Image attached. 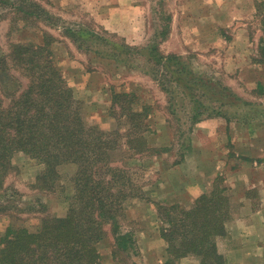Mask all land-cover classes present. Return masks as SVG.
<instances>
[{
    "label": "rangeland",
    "instance_id": "1",
    "mask_svg": "<svg viewBox=\"0 0 264 264\" xmlns=\"http://www.w3.org/2000/svg\"><path fill=\"white\" fill-rule=\"evenodd\" d=\"M35 1L49 12L53 23L49 21L50 19H46L49 23L43 19H30L23 22L9 9L0 11V54H9L11 46L17 43H35L34 46H43V48L46 44L45 50L39 53L43 58L38 59V56L34 59L35 62H47L53 65L68 86L76 80L75 90L77 92L73 93L76 101L82 106L85 122L89 126L106 132L105 138L116 146L111 153V165L128 170L133 184L140 187L138 192L134 191L139 197L127 200L126 216L123 217V215L120 219L123 231L135 232L137 230L138 220L131 219L128 212L135 213L142 205L149 203L152 212L164 219L163 214L166 213L170 216L177 215L180 204L184 207L190 204L176 194L168 200H171L174 203L172 206L177 209L171 210L170 205L161 206L166 203L165 200L162 202L163 195L155 180L161 172L170 168L171 163L179 161L184 153L191 151L192 144H196L199 148L203 147L205 150H211L213 161L217 156H221L220 162L222 164L226 162L221 167L222 173H235L233 178L229 175L228 180L221 179L222 187L234 190L241 186L239 180H243L242 186L245 187L253 186L250 184H255L253 180L258 181L257 186L254 187L257 192L251 193L252 196L250 195L249 199L252 200L254 207L262 205L264 209L263 113H259L257 118L250 119L253 112L247 111H250L252 107L243 106V115L247 112L245 116H248L243 120L244 117L239 116L236 109H231L227 113V118H221L222 123L212 122L216 129L215 132L203 127L204 130L201 128L191 133L188 130L187 117L190 104L179 99L178 103L175 102L176 104L172 106L175 108L174 116L171 114L167 94L155 80L156 64L135 54H120L114 51L111 45V42H115L118 45L143 49L159 41V51L163 54L173 50L176 55L181 56L182 61L179 62L182 63L180 64L190 65L196 75L230 87L226 83L229 79L226 77L227 71L218 67L219 59L215 60L214 67L213 64L210 65L208 61H204L206 57L202 51H191L202 48L203 41L209 40V37L204 39L205 32L209 33L211 30L213 34L221 32L219 28L224 17L219 19L217 16L211 19V15H206L205 18L202 13H198L203 8L204 0H200V7H194L192 0H188L190 4L185 5H183L185 0L173 1L172 13L177 15L173 20L176 22L170 23V28L172 32L174 31V34L170 36L169 23L164 16L160 15L161 9L166 11V7L163 8L161 5L163 0ZM228 2L229 0H211L209 3L213 9L220 11L225 4L228 5ZM181 6L183 9L192 8L194 13L190 15L188 13V16L187 12L179 10ZM179 12L182 16L177 20ZM210 23L213 28L208 27ZM79 29L89 31L92 35L77 37L73 33ZM167 29L170 31V40L168 41L167 38L166 41H162L164 37L160 35V31ZM44 32L49 35L44 36ZM175 32H178V35ZM219 35V38L223 39L222 34L219 33ZM218 46L219 43L216 49H219ZM16 66L19 65L9 64V67H12L10 72L0 76L2 86L10 91L26 88L29 81L24 75L23 67ZM217 85L218 83L214 87ZM231 87V90L241 98L259 102V106L264 111V99L258 101L255 98L259 96L255 86L233 84ZM212 89L214 88L208 87L210 93ZM112 91L135 94L137 96L135 104L129 108L131 107L130 96L113 103ZM3 98L4 103L8 105L10 102L8 97ZM128 108L142 114L139 120H130ZM145 108H148V113ZM145 113L147 121L146 125L143 124L144 127L141 128L142 133L140 131V134L146 142L152 145L148 146V151L138 154L137 149L131 147L133 145L137 148V142L130 133L136 124L142 122ZM226 124H228V131L225 129ZM10 162L9 173L0 188V238L9 226L12 228L22 226L33 231L47 216L64 217L74 192L71 178L76 167L73 164L59 166L60 176L57 181L40 188L36 184V177L43 171L44 166L38 160L17 153ZM188 172L189 170L184 174ZM235 203L236 201L233 203V210ZM158 204L160 206H157ZM259 217L264 218V210ZM97 249L101 256V264H144L138 255L140 251L138 241L134 252L121 253L117 259L112 256V245L109 240L101 241Z\"/></svg>",
    "mask_w": 264,
    "mask_h": 264
},
{
    "label": "trees",
    "instance_id": "2",
    "mask_svg": "<svg viewBox=\"0 0 264 264\" xmlns=\"http://www.w3.org/2000/svg\"><path fill=\"white\" fill-rule=\"evenodd\" d=\"M6 9L23 22L50 19L53 23L49 12L35 0H0V11ZM167 33L168 29L160 31L164 39ZM73 34L82 37L91 32L79 29ZM34 44H13L9 54H0V76L10 72L9 64H12L23 67L29 80L26 88L16 91L4 88L0 81V188L9 173L10 160L22 153L44 166L36 177L40 188L57 181L59 166L73 164L74 192L64 217L47 216L33 231L22 226L7 227L0 238V264H101L97 245L103 240L111 242L112 256L117 259L121 253L128 254L135 248L133 233L122 230L120 219L126 216L127 200L139 197L134 191L138 192L140 187L133 184L128 170L111 165L115 144L105 138L106 132L87 125L73 89L65 84L57 69L47 62H35L38 56L43 58L39 53L46 44L44 48ZM111 45L120 54H135L156 64L155 80L167 94L171 114L174 116L172 106L179 99L190 104L187 113L190 131L202 119L227 118L231 109H236L243 120L248 118L247 112H253L250 119L262 114L259 102L243 99L230 87L196 75L190 65L180 64L181 56L175 53L164 55L159 51V41L143 49L115 42ZM210 86L214 88L211 93ZM255 88L259 95L263 94L260 84ZM111 94L113 103L130 96L129 108L137 97L116 91ZM4 96L10 100L8 105ZM243 106L252 108L243 115ZM145 111L148 113V108ZM128 116L137 121L142 114L130 110ZM145 116L146 113L130 133L137 142V148L131 147L138 154L149 149L140 134L146 125ZM219 180L191 208H179L177 215L163 214L166 227L161 235L170 256L165 264H175L177 259L188 255L197 256L200 264H227L218 252L217 239L227 234L226 225L234 219L236 208L233 210L234 202ZM254 192L256 188L245 191L244 195L251 198Z\"/></svg>",
    "mask_w": 264,
    "mask_h": 264
},
{
    "label": "crops",
    "instance_id": "3",
    "mask_svg": "<svg viewBox=\"0 0 264 264\" xmlns=\"http://www.w3.org/2000/svg\"><path fill=\"white\" fill-rule=\"evenodd\" d=\"M173 1L179 2L180 0H163L161 2L163 8L166 7V11L161 9L160 15L165 17L169 23L168 29L171 31L170 34L168 30L165 41L167 38L168 41L170 40L169 34L170 36L174 34V31L172 32L170 28V23L175 20L177 15L172 13ZM187 1L185 0L183 5L190 4ZM192 1L195 4L194 7L201 6L200 0ZM204 1L203 8L198 13H202L205 18L206 15H211V19L217 18V16L219 19L224 17L219 28V30L221 29L219 33L222 34L223 39L219 38V33L213 34L212 30L209 33L205 32L203 34L204 39L209 37V40L206 42L203 41L204 39L199 40L204 42L202 48H191V51H202L206 57L204 61H208L214 67L215 60L219 59L220 64L218 67L227 71L226 77H229V79L226 83L230 87L233 84H242L248 87L260 84L264 92V0H229L228 5L225 4V7L220 11L213 9V6L209 3L211 0ZM179 10L187 12V15L188 13L189 15L194 13L192 8L183 9L181 6ZM195 11H197V8H195ZM181 12L178 13L177 20L181 19ZM214 25L216 24L214 23ZM208 27L213 28L211 23ZM175 33L178 35V32ZM195 40L193 41L194 44L197 41ZM218 43L219 49H216ZM194 46L191 45V47ZM165 53L164 55L174 52L171 50ZM213 56L214 58H212ZM69 86L73 89V92H77L75 90L76 80L70 83ZM255 98L262 101L264 93ZM262 113L264 115V111ZM221 118L202 119L193 126L191 133L197 132L203 127L215 132L216 129L212 122L222 123ZM225 129L228 131V124H226ZM151 145L150 142L147 144L149 147ZM190 150L184 153L179 161L171 163L169 169L162 168L165 171L161 172L155 180L163 195L162 202L165 200L166 203V205L161 206L170 205L175 207L172 206L174 203L168 199L178 194L183 197L184 201L190 202L187 207L180 204V208L189 209L194 205L197 198L212 191L217 179L226 181L229 175H232L233 178L235 173H222L221 167L226 162H223V164L220 162L221 156H217L213 161L211 150H205L203 147L199 148L196 144H192ZM187 170H189L188 174H184ZM239 181H241L239 182L241 186L234 188V190L227 189L231 202L236 201L235 217L226 225L227 234L217 239V249L227 264H264V218L259 217L264 209L262 205L258 208L254 207L252 200L244 195L245 191L256 187L258 181L253 180L255 184L250 183L253 186L246 187L242 186L243 180ZM249 181H251V178ZM182 204L185 203L182 202ZM128 214L132 217L131 219L136 218L138 220V228L132 233L135 244L138 241L140 245V251L138 252L140 259L143 260L144 264H165L170 256L167 253V243L161 235L162 229L166 227L164 219L152 212L149 203L137 208V212H128ZM175 264H200V260L197 256L188 255L177 259Z\"/></svg>",
    "mask_w": 264,
    "mask_h": 264
}]
</instances>
